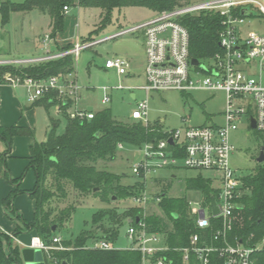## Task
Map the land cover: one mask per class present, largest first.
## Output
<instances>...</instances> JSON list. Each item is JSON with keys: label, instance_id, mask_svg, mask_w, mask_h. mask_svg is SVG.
<instances>
[{"label": "built area", "instance_id": "2783aa9c", "mask_svg": "<svg viewBox=\"0 0 264 264\" xmlns=\"http://www.w3.org/2000/svg\"><path fill=\"white\" fill-rule=\"evenodd\" d=\"M243 8L264 16V0H204L155 13L151 19L124 28L111 37L137 32L144 36L146 82L140 88L147 93V98L138 102L131 113V120L152 126L148 118L152 91L177 90L185 93L206 89L221 90L226 95L224 111L216 117L221 118V122L192 125L189 116H182L180 127H163L164 136L161 139L145 142L134 150L139 157L132 164V173L146 184L163 169L182 168L211 171L214 175L206 178L218 183L213 185L216 196L207 199L204 195L196 206L188 202L187 213L197 230L190 235L189 244L183 247H170L166 234L151 230L145 221L151 215L148 205L152 201L159 204L161 197L150 194L147 188L141 194L132 196L135 207L143 208V217L136 224L128 221L130 245L127 248L141 252L142 264H179L177 254H180L182 264H209L213 253L222 258L223 264H264V239L254 242L251 238L243 241L237 236L232 237L234 228L242 222L244 198L250 193L245 178L250 174L238 173L230 162V156L236 150L231 134L242 128L247 134L257 129L264 136V34L257 31L244 34L247 19L252 15H242ZM64 9L66 13L69 11L68 7ZM200 12L218 13L222 17L218 33L220 50L209 58L198 59L199 63L194 65L190 55V33L180 20L186 14ZM49 41L51 36L47 34L44 43L47 45ZM98 42L78 41L70 49L48 52L43 57L0 59V65H27L68 54L77 60L82 50ZM129 66V60L121 55L108 57L104 65L119 75H125ZM3 82L24 86L31 102H36L47 93L57 92L61 101L57 104L59 113L66 111L70 118L78 120L94 118L95 112L78 107L81 86L74 72L46 79L8 72ZM118 88L124 86L120 84ZM109 89L103 87L102 101L105 103L111 100ZM253 120L256 122L255 128L252 127ZM118 147L123 148V144ZM212 198L215 199L218 213L214 212ZM60 240V237L54 238L55 242ZM30 246L42 250L52 248L39 236L33 237ZM89 247L117 249L115 242L107 239L96 240ZM57 248L66 247L60 245Z\"/></svg>", "mask_w": 264, "mask_h": 264}, {"label": "trees", "instance_id": "16d2710c", "mask_svg": "<svg viewBox=\"0 0 264 264\" xmlns=\"http://www.w3.org/2000/svg\"><path fill=\"white\" fill-rule=\"evenodd\" d=\"M189 3L191 0H78V2L76 0H0V13L2 21L6 23L13 12L39 10L49 16L50 36L54 38L64 29L67 15L64 7L80 5L85 8L101 9L103 15L101 22L103 27H106L111 23L115 9L135 6L159 13ZM180 21L190 33L192 58L206 59L220 50L218 33L221 29L222 17L218 13L186 14ZM71 47L68 46L67 49ZM75 67L76 59L71 54L27 65H0V83L4 81L2 76L5 72L46 79L72 73ZM60 102L57 92L47 93L36 101L37 104H43L48 113L52 105ZM162 129L163 126L159 123L147 127L142 121L118 120L113 116L110 108L98 110L92 119L78 120L68 116L63 133L58 134L53 128L46 141L35 142L31 146L26 170H34L36 183L32 189L27 190L35 201L34 217L30 221L13 205L14 197L25 190L20 188L19 179L8 175L6 159L16 136H33L34 133L29 127L0 125V146H4L1 152L0 173L5 174L11 183L17 184V187L3 200L5 213L9 218L17 221V226L12 235L0 229V264H25L21 247L13 244V236L23 231H35L46 245L52 246L48 250H43L45 264H63L64 261L66 264H142V254L135 249L125 247L101 250L89 247V240L96 236L89 231H82L72 239L63 237L59 230L71 219L74 206H68L57 212L56 207H53V201L56 198L66 199L70 186L81 197L92 195L107 203L113 199H129L141 194L147 188L146 182L138 180L134 184H123L120 181L121 174L99 169L97 162L116 159L119 144L138 148L145 142L161 139L164 136ZM245 180L250 187V195L244 198L242 222L234 228L232 237L237 236L243 241L251 238L252 241L257 242L264 239V164L261 163L255 173L248 175ZM187 184L190 188L202 189L207 199L216 196L217 191L213 187V181L202 175L188 178ZM158 195L161 197L159 204L173 227L171 228L167 220L156 214L145 218L147 225L151 230L165 233L170 247L188 245L190 235L197 230L194 221L187 213L188 203L169 197L165 193ZM137 216L143 217V208L129 207L121 214L116 207L96 212L92 224L98 231L105 233L97 240L107 239L115 242L124 221L135 219ZM107 220L109 227H105ZM136 223L134 221V224ZM54 225L57 226L56 230H53ZM55 237H60V242H55ZM60 245L66 248H57ZM177 256L179 264H182L180 254ZM209 264H223V260L217 253H213Z\"/></svg>", "mask_w": 264, "mask_h": 264}, {"label": "rangeland", "instance_id": "374dc122", "mask_svg": "<svg viewBox=\"0 0 264 264\" xmlns=\"http://www.w3.org/2000/svg\"><path fill=\"white\" fill-rule=\"evenodd\" d=\"M21 1V0H14ZM204 0H191V3L201 2ZM155 12L145 7H124L115 9L112 14L111 23L106 27L102 25V10L98 8H85L72 6L67 12L63 31L77 36L82 40L100 41L92 47L81 51L79 58L76 60L74 70L78 83L81 86L82 99L78 101L79 107L97 112L104 108H110L113 116L118 120H129L132 111L137 107L138 102L147 98V93L140 87L145 84V71L147 66V57L142 49L143 37L141 32L125 34L116 38L112 36L120 33L124 28L132 25L143 23L154 16ZM248 24L245 26L244 34L251 31H257L264 34V16L260 13L250 16ZM49 16L34 10L31 12H13L10 20L6 23L2 21L0 13V58H36L46 55L44 40L48 33ZM123 55L131 62L129 75H118L112 69L104 67L108 57L113 55ZM5 72L2 79L6 77ZM122 84L124 88L119 89ZM111 87L109 94L111 100L103 102V87ZM131 92L136 97L131 96ZM226 95L221 90L197 89L182 93L177 90H166L161 92L150 93L148 105V118L151 124L159 123L164 128H176L182 125V116H189L192 125H202L209 122H221L219 116L225 108ZM66 111L58 112L57 105L49 108V113H41L38 126L34 132V139L37 142H44L48 138L49 132L55 128L58 134L64 132L67 119ZM131 120V119H130ZM231 141L236 150L230 156L232 166L241 174H254L261 163L257 162L259 147L264 144V136L257 129L251 130L250 134L244 129H238L231 134ZM2 151V147L0 146ZM135 148L123 145L118 147L117 157L112 161H99V169H106L114 173L121 174L123 184H134L138 181L132 173V164L139 157V153L134 151ZM8 171V175L13 176ZM17 171V170H16ZM20 188H32L36 183V174L34 170H18ZM176 174L175 177L172 175ZM198 175L205 178L213 176L211 171H197L194 169H163L154 177L157 180L150 179L147 184V190L150 194L165 193L169 197L190 202L198 205L205 193L202 189L190 188L187 179ZM5 184L10 186L7 193L3 195L4 189L0 190V227L7 231L13 228L14 221L9 218L4 211L3 200L10 194L13 188L17 187L16 183H11L5 174H1ZM216 186L218 183L213 182ZM213 186V187H214ZM6 195V196H5ZM250 195V193L248 194ZM4 196V198H2ZM13 205L19 209L26 219L34 217V201L25 190L17 194L13 199ZM68 206H74V212L69 221L59 230L60 234L67 238H76L82 231H89L96 234L89 240V244L102 238L105 233L98 231L92 224L94 214L103 209L117 208L121 214L129 207H135L131 198L113 199L110 203L103 201L95 196L81 197L73 188L69 187V193L66 199H54L53 207L60 211ZM148 212L164 218L172 228L173 225L168 221L165 211L160 204L150 202ZM109 221L105 222V227H109ZM128 221L119 229L118 239L115 241L117 248H125L130 245L127 237ZM26 232V231H23ZM13 233V232H12ZM11 233V235H12ZM31 235L29 236L30 239ZM99 240V239H98ZM14 244V242H13Z\"/></svg>", "mask_w": 264, "mask_h": 264}, {"label": "crops", "instance_id": "0c3cea01", "mask_svg": "<svg viewBox=\"0 0 264 264\" xmlns=\"http://www.w3.org/2000/svg\"><path fill=\"white\" fill-rule=\"evenodd\" d=\"M76 1L78 2V0H76ZM77 6L82 7L80 5H77ZM70 8H69V11H70ZM66 19H67V17L65 18V20ZM48 27H49L48 31L44 32V34L48 33L50 35V33H51V21H50V19L48 22ZM142 37H143V44H141V45H142V49L145 51L143 34H142ZM78 41H83V40L79 36H77L76 39H73L72 34H70L69 32L66 33V32L62 31V32L58 33L54 38L51 37V41H49L47 43V45L44 43V46H45L47 53L48 52L49 53H57V52L66 50L68 46L73 47L76 44V42H78ZM43 56H45V55H43ZM43 56H39V57H43ZM121 56H123V55H121ZM22 58H24V57H22ZM0 59H9V58H0ZM129 63H130V66H129V69H130V67H131L130 60H129ZM129 69L125 75H129V73H130ZM76 79H77V76H76ZM77 81H78V79H77ZM110 89H111V87H110ZM131 96L133 98H135L136 94L134 92H131ZM81 99H82V95H81ZM79 108L95 112L93 110L86 109L83 106L79 107ZM44 111L47 112L46 107L43 104H37L36 102H31L29 100L28 91L24 86H13V85H11L9 83H5V82L0 83V125L1 126L9 127L12 125H18V126H23V127H29L33 130V133H34L35 129L38 126L40 115H41V113H44ZM35 142H37V141L34 139V135L33 136L21 135V136H16L13 139L11 149H10V151L7 155V159H6V170H9V172L11 173V175L13 176L14 179L16 177H18V176H16L19 173L18 170L26 169V167L28 166V164H29L28 158L30 156L31 146ZM2 149H4V146H2ZM172 176L175 177L176 174H173ZM155 180H157L159 182V178L155 177L154 181ZM2 188L3 189L5 188L3 191L4 192L3 195H4L5 193H7L10 186L8 184H5V182L2 180L1 175H0V190H2ZM32 188H24V190L27 191V190H30ZM0 196H1V194H0ZM2 198H4V196ZM34 212H35V201H34ZM27 220L31 221L33 219H27ZM16 226H17V221H14L13 228L9 229L8 231L2 227H0V229L4 232L11 234L13 232V230L16 228ZM30 235H31V237L29 239ZM36 236H38V235L35 231L22 232L16 236H13V242L16 245H19L21 247V249H23L24 247L30 246L33 237H36Z\"/></svg>", "mask_w": 264, "mask_h": 264}, {"label": "water", "instance_id": "95a60500", "mask_svg": "<svg viewBox=\"0 0 264 264\" xmlns=\"http://www.w3.org/2000/svg\"><path fill=\"white\" fill-rule=\"evenodd\" d=\"M241 14L244 16L255 15V12L250 11L248 8H243ZM199 60L197 58H192V64L197 65ZM252 127H256V122L253 120ZM170 142L173 143V140L170 139ZM257 162H264V146L260 147L259 155L257 156ZM212 204L214 208V212L218 213L215 199L212 198ZM141 220L140 216H137L135 219H130L129 222H139ZM56 225L53 226V230H56ZM22 257L25 264H45L44 253L42 249L34 248L32 246H27L22 249ZM63 264H66L64 261Z\"/></svg>", "mask_w": 264, "mask_h": 264}, {"label": "flooded vegetation", "instance_id": "af4514ba", "mask_svg": "<svg viewBox=\"0 0 264 264\" xmlns=\"http://www.w3.org/2000/svg\"><path fill=\"white\" fill-rule=\"evenodd\" d=\"M261 146H264V144H263V145H261ZM261 146H260V147H261ZM260 147H259V148H260Z\"/></svg>", "mask_w": 264, "mask_h": 264}]
</instances>
